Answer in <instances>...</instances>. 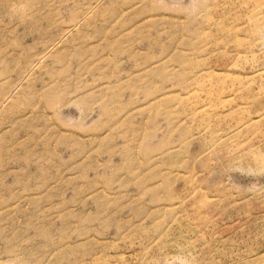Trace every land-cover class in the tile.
Returning <instances> with one entry per match:
<instances>
[{"label": "rangeland", "instance_id": "374dc122", "mask_svg": "<svg viewBox=\"0 0 264 264\" xmlns=\"http://www.w3.org/2000/svg\"><path fill=\"white\" fill-rule=\"evenodd\" d=\"M0 264H264V0H0Z\"/></svg>", "mask_w": 264, "mask_h": 264}]
</instances>
